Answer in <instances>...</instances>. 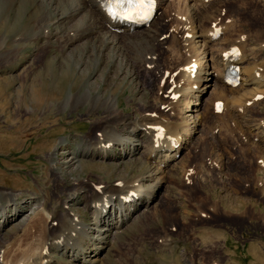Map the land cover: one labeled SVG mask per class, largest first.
<instances>
[{
  "label": "rangeland",
  "instance_id": "rangeland-1",
  "mask_svg": "<svg viewBox=\"0 0 264 264\" xmlns=\"http://www.w3.org/2000/svg\"><path fill=\"white\" fill-rule=\"evenodd\" d=\"M190 1L162 0L163 8L159 13L163 11L168 16L162 24L163 31H169L160 40L165 42L162 49L170 48L166 51L168 58H159L156 69L142 66L138 71L137 64L132 62V67L125 65L123 59V64L118 63L111 68L110 62H104L106 67L103 65L100 70L94 57L85 60L88 65L83 64L85 61L79 64L77 60L67 57L63 71L57 68L51 71L52 65L47 64L51 55L65 53L51 42L67 32L69 25L81 23L82 17L73 18L70 23L63 21L64 24L62 20L56 22L60 11H54L51 15V36L33 37L31 32L34 26L28 24L27 7H18L17 2L6 11L4 8L0 10V205L9 210L15 203L24 202L20 203L19 209L28 216L25 231L13 234L18 220L16 224H6L11 229L8 232L11 240L6 241L5 237L0 236L1 241L9 242L6 244V258L9 261L20 259L19 264H23V257L37 251L51 237L52 240L59 237L57 241L60 243V236L69 240L64 234L67 232L64 228L66 225L58 228L56 220L55 231L58 233L51 234L52 228L49 229V221L45 222L42 211L34 217L33 209L38 211L44 206L45 211H53L57 204L69 200L70 193L76 192L75 201L79 202L71 205L77 213L75 219L87 223L92 236L96 227L90 211L81 203L82 196L92 190L102 192L103 186L98 188L99 181L105 185L115 184L119 177L132 179L146 170L145 166L135 164L132 159H127L123 168L115 166L113 161L119 155V149L111 153L114 157L112 161L85 158L88 162L82 167L71 169L70 150L84 145L82 137L97 134L101 127L98 117L103 113H93L88 103L76 108H59V104L70 92L83 91L88 81H95L100 82L99 89L104 84V91L117 95L120 102L118 109L126 118L156 115L157 125L167 130L174 129L178 122L187 121L188 129L192 132L185 134L182 128L178 131L183 143L181 151L161 168L158 174L160 187L153 202L145 207V202L140 203L138 209H132L130 220L118 234L113 233L114 229L108 233L112 242L104 249L107 255L103 264H264V188L261 185V181H264V154L261 155L264 141L256 135L253 138L246 125L252 120H264V98H257L260 103L250 100L244 104L241 102L244 106L239 108L238 115L243 110L244 113L235 121L229 119V114L221 113L222 110L213 109L212 102L209 104L208 101L214 98L212 81L211 86L198 85L204 91L200 93L198 104L191 105L192 109L183 111L181 104L176 107L177 98L172 101L171 91L175 90L173 86L179 61L187 55L182 44L183 30L176 34L177 45L171 43L173 38L170 35L172 26L180 19V11L196 25L200 15L198 12L203 9L208 11V17L203 22L205 28L212 24L224 27L223 23L226 22L231 25L217 35L215 42L205 46L200 39L196 42L198 46L190 49L191 53L203 60V65L211 63L206 62L208 49H214L213 53L219 55L231 38L238 37H247L245 51H259L256 60L260 61L264 56V50L258 49L264 41V0H205L202 8L198 5L197 8L195 2ZM218 15L219 19L215 21ZM20 33H25V36ZM187 37L191 38V34L188 33ZM58 40L61 42V38ZM17 45L22 47L21 53L15 49ZM9 47L14 49L10 56L7 54L5 57L4 52ZM76 53L84 57L82 51ZM179 53L183 56H179ZM10 58L14 60H8ZM58 58L62 59L60 56ZM103 70L105 73L100 77ZM95 82L92 88H97ZM177 100L183 102L180 97ZM205 106L207 113L201 119ZM198 112L200 114L196 117ZM57 170L63 171L62 179H59ZM118 172H121L120 175ZM110 196V193L103 194L107 202H110ZM35 197L37 204L33 203ZM94 198L96 194L93 200H98V196ZM40 202L42 205L39 206ZM96 203L102 204L100 201ZM94 242L98 243L99 238ZM52 255L56 259H63L59 252Z\"/></svg>",
  "mask_w": 264,
  "mask_h": 264
},
{
  "label": "bare ground",
  "instance_id": "bare-ground-1",
  "mask_svg": "<svg viewBox=\"0 0 264 264\" xmlns=\"http://www.w3.org/2000/svg\"><path fill=\"white\" fill-rule=\"evenodd\" d=\"M191 1L195 2L196 6L198 5L201 8V5L205 2V0ZM17 2H19L18 7H27L26 14L29 17L28 24L34 26L33 31L31 32L33 37H39L41 35H45L46 37L51 36V33H53L50 26L53 23L51 15L54 11H60L59 18L56 22L62 20V22L70 23L73 18L78 19L77 17H82L81 23L75 22L74 24L69 25L68 28L70 29L67 32L61 36L59 34L60 37L57 36L58 38L51 42H54L59 46L61 51H65V53H61L62 55L58 54V52V55H51V58L47 63L50 66L52 65L50 67L51 71L56 70L54 68L62 70L65 66V62H68L67 57L77 60L79 64L80 62L83 63L85 60L94 57L95 64L99 69L101 66L103 67L104 62L111 63L109 68L115 67L118 63L123 64V61L121 60L123 59L125 65L131 66L133 63L137 64V71L142 66H145L148 69L150 68L148 66H151L152 69H156L158 67L159 58H168L166 54L170 48L162 49L161 47L165 42L160 40L161 37L169 31V29L163 31L162 24L168 16L163 11L164 14H162V12L159 13V10L163 8L161 5L162 0H153V16L147 23L143 24L127 21L118 15H110L109 7H111L113 12L116 13V11L112 7L113 4L109 3V0H0V10L4 8L6 11L8 10L7 8L17 5ZM18 7L15 9L17 10ZM199 11L198 14L200 13V15L196 25L194 21L190 20L188 15L180 13L181 11L178 13V18L181 20L179 19L176 25H170L173 27L170 34L173 38V41H171L173 45L177 43L178 37L176 34L180 32L179 30H183V43H181L183 44V49L187 55L185 59L182 58L179 61V66L176 70L177 74L175 73V85L173 86V89L175 90L171 91L173 92L172 101H174L175 98L178 99L180 97L183 102L181 103V101L176 99L175 106L178 107L181 104L180 107H184L183 111L185 109L189 111L192 109L191 105L198 104L197 100L200 98V93L204 91L202 87L206 85L211 86L213 81L214 98H211L210 101H208L209 104L212 102L213 109H216V103L222 102L223 107L221 113L229 114L231 116L228 115L229 119L233 118L236 121L238 117L244 113V110L242 109L243 112L238 115V112L244 106V103L249 100L253 103H260V100H257V98H259L260 95L264 98V56L263 59L259 61L256 60L259 51H251V53L245 51V40L247 37L246 39H242V37L231 38L225 48L221 49L219 55L213 53L212 50L214 49H208L207 52L209 55L206 56V62L210 61L211 63L208 62L209 64L206 63L203 65V60H200V57H197L198 55L195 56V54L191 53L190 49L195 46L197 47L198 45L196 42L200 41V39L205 46H208L207 43L214 41L217 35L231 25L226 22L223 23L224 27L212 24L208 28H205L203 22L208 17V11H204L203 9ZM218 19L219 15L214 20L216 21ZM36 27H38V29H36ZM60 31H62V29ZM71 33H73V35H71ZM188 33L191 34V38L187 37ZM21 35L25 36V33ZM197 37H199L198 40H196ZM59 38H61V42L58 40ZM21 48L20 45H17L15 49L20 52ZM8 49L9 50L5 49V57H7V54L10 56L11 51L14 48L9 47ZM237 49H240L239 53L237 52ZM258 49L264 50V41ZM76 51H82L84 57L80 56L81 54H77ZM181 54L179 53V56H181ZM14 55L16 56V53ZM58 56L62 57V59L59 60ZM151 56L156 59L151 58ZM8 60L13 61L14 58ZM87 63L88 62L85 61L83 64L86 65ZM104 66L106 67V64ZM228 67H234L238 70L240 81L237 86L230 85L225 79ZM112 72L114 71L112 70ZM19 73L20 72H18V74ZM104 73L105 70L100 73V77H103ZM108 73L109 71H107L106 74ZM134 73L138 74L136 72ZM173 77H175V75ZM105 78L107 79V77ZM101 80L104 82L102 78ZM94 82L95 81H88L87 87L84 88L83 91L70 92L69 96L59 104V108H65L66 106L76 108L81 104L88 103L91 105L89 109L90 111L93 113L98 112V114L103 113L101 117H98L99 125L101 127H99L97 134L94 136L90 135L82 137V144L84 143V145H81L82 147L77 146L74 149H71L72 151L70 150L68 157H70L71 169L73 167H82L85 162H88L85 158L91 160L93 158H99L102 160L109 159L112 161L114 157L111 153L115 151V149H119V155L117 157L115 156V160L113 161L115 166L119 165V167L123 168L127 163L126 160L132 159L131 161L135 164L145 166V173L143 172L140 176L138 175L132 179L119 177L116 179L115 184L105 185L103 181H99L98 188L102 185V192L92 190L90 193L88 192V194L83 195L84 198L82 196L81 203L90 211L89 213L92 215L96 227L95 233L92 236L89 234V225L84 223L81 219H75L77 213L74 212L72 206L79 202L78 200L75 201L76 192L70 193L68 196L69 200L65 199L62 204H57L53 211H45L44 206L38 211L33 209L32 212L34 213V217H36V213L42 211L41 213L45 216V222L49 221V229H53H51V234L57 232L55 231L57 228H55V221L58 220V228L64 225L67 226L64 227L66 229L65 231H67L64 233L65 238L68 237L69 240L73 239L74 241L71 242L64 239V236H60V243V241H57L59 237L55 238L56 240H52L53 238L51 237V239H48L49 242H45L46 244L44 243L41 248L37 249V251L29 253L27 256L23 257L22 260L25 261L23 264H97L99 262L100 264H103L105 260L104 258L107 255L104 249L112 242L108 237V233L114 229L113 233L115 235L116 233L118 234V232L130 220L133 213L132 209H138L140 203L145 202V207L153 202L159 189L158 187H160L159 183L161 181L158 174L162 171L161 168L174 158L173 156L180 150L181 145L183 144L181 142V137L178 136V133H180L178 131L182 128L185 131V134L191 132L188 129L187 121L178 122L176 123L177 126L173 127L174 129L170 128L171 130H167L165 127L157 125L156 115L152 116V114H146L135 119L126 118L124 116L125 114L122 115L118 109V104H120V102L117 95L112 92L104 91V84L102 89H99L100 82H95L97 88H92ZM179 84L181 85L180 87ZM201 84L204 85L199 88L198 85ZM196 88L197 90H195ZM240 90H243L241 94ZM191 97L196 98V100ZM180 107L178 108L179 110ZM195 111H198V109ZM206 113L207 107L205 106V110L200 115L201 119L206 116ZM199 114L200 113L198 112L196 117ZM244 119L247 118L244 117ZM253 121L254 120H252L251 123H249L250 121L247 124L245 123L248 125L247 128L249 131L251 130L250 132H252L251 135L253 138H255L256 135L264 141V120ZM195 123L196 120H194V124ZM156 129H159L160 131H157ZM253 130L255 131L253 132ZM249 131L248 133H250ZM182 132L181 135L183 136ZM263 154L264 151L261 152V155ZM56 164H53V167L57 168V166H55ZM261 166L263 167V163ZM120 171L122 172L123 170L121 169ZM62 172L63 171L57 170L59 179H62ZM121 172H118V174ZM261 185L263 186L262 188H264V181H261ZM262 188L260 189L262 190ZM262 191L264 193V190ZM104 193L111 194L109 197L110 202L105 201L103 197ZM95 194L96 198L98 196V200H93ZM35 200L33 203L37 204L36 202L38 201L36 197ZM99 201L102 202V204L96 203ZM20 203L23 204L24 202L20 201L15 203V206L9 210L7 207H2L0 205L2 207L0 208V236L5 237L6 241L10 237L8 232L11 231L10 227H7L6 224L12 222L15 223L19 220L17 225H15L16 223L14 224L16 227L13 230V232H15L13 234H19L21 231L26 230L25 224L28 216H25L21 209H19L21 205ZM40 205H42L41 202L39 206ZM7 228L9 229L8 231ZM60 232L62 231L60 230ZM97 238H99V242L95 243L94 240ZM8 243L0 240V253H3V255L0 256V264L21 263L20 259H12L11 262L6 258V247ZM37 247H39V245H37ZM51 251H53L52 253L59 252V255L62 256L61 258L63 259L54 258L52 253H50ZM91 253L95 254L91 255Z\"/></svg>",
  "mask_w": 264,
  "mask_h": 264
},
{
  "label": "snow or ice",
  "instance_id": "snow-or-ice-1",
  "mask_svg": "<svg viewBox=\"0 0 264 264\" xmlns=\"http://www.w3.org/2000/svg\"><path fill=\"white\" fill-rule=\"evenodd\" d=\"M110 4H126L128 6L127 11L123 12L122 15L126 19H131L133 15H138L142 17L147 16V10L150 9L153 5V0H109ZM110 15H117L113 12L111 7H109ZM157 131H160L157 129Z\"/></svg>",
  "mask_w": 264,
  "mask_h": 264
}]
</instances>
